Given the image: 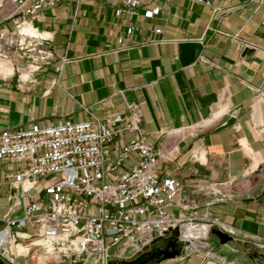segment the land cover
Instances as JSON below:
<instances>
[{
	"label": "crops",
	"instance_id": "obj_1",
	"mask_svg": "<svg viewBox=\"0 0 264 264\" xmlns=\"http://www.w3.org/2000/svg\"><path fill=\"white\" fill-rule=\"evenodd\" d=\"M208 1L168 0L153 18L141 8L117 15L122 0H64L41 9L32 25L49 35L53 57L23 80L26 61L12 57L0 75V133L104 122L126 115V103L139 104L147 142L164 151L159 176L183 184L172 213L209 214L231 228L224 245L211 233L208 250L224 264H248L244 245L264 243V2ZM13 10L9 0L0 7L1 34L13 30ZM23 168L22 161L0 159V231L21 213L13 176ZM202 186L229 197L206 205L212 196L196 191ZM112 263L222 264L203 250L185 255L169 238Z\"/></svg>",
	"mask_w": 264,
	"mask_h": 264
},
{
	"label": "built area",
	"instance_id": "obj_2",
	"mask_svg": "<svg viewBox=\"0 0 264 264\" xmlns=\"http://www.w3.org/2000/svg\"><path fill=\"white\" fill-rule=\"evenodd\" d=\"M10 1L15 30L0 35V61L6 66L4 60L13 56L24 59L25 72L19 73L23 80L53 57L49 35L38 31L32 21L41 9H53L64 0ZM167 1L122 0L116 14L134 15L141 8L144 17L153 18ZM193 1L209 4L208 0ZM154 33L158 35L160 30ZM125 108L126 115L104 122L61 121L0 133V159L24 162V168L13 176L15 203L21 213L7 219L0 231L5 236L0 241V257L14 264L35 247L39 257L54 255L53 264H111L134 258L162 239H172L190 255L206 247L202 241L214 228L234 235L231 228L207 216L172 213L183 184L159 176L164 151L147 142L140 105L126 103ZM125 134L131 136L119 144ZM132 157L135 162L128 166ZM31 190L44 193L45 198H37ZM196 191L212 196L206 205L229 197L214 186L197 187ZM204 228L205 237L196 234Z\"/></svg>",
	"mask_w": 264,
	"mask_h": 264
},
{
	"label": "rangeland",
	"instance_id": "obj_3",
	"mask_svg": "<svg viewBox=\"0 0 264 264\" xmlns=\"http://www.w3.org/2000/svg\"><path fill=\"white\" fill-rule=\"evenodd\" d=\"M6 1H8V0H0V7H2V5ZM14 30L15 29H14V26H13V30L12 31H14ZM12 31H10V32H12ZM4 34H6V33H4ZM0 35H1V33H0ZM2 62L0 61V67H2L3 69H7V70H10L11 69V66H12V64H11L12 63V58L8 59V61L7 60L6 61L4 60V62L6 63V66L3 65V64H1ZM3 73H5V72L2 71L1 68H0V75H5ZM206 216L208 218H211L212 220H216V221L219 222V220L210 217L209 214H206ZM203 222H205V221H203ZM210 236H211V232L209 231V233L207 235V238L204 241H202V243H206V247H204L202 250H203V252H205V254L208 257H210L211 254H212L213 256H216L221 261L222 264H224V260H223L222 257H219V256L215 255L212 251L208 250L209 249V244H210V242H209V237ZM212 240H216V239L212 237ZM164 241L165 240H163L161 242L164 243ZM24 244H26V243H24ZM244 255H245V261H247L245 263H248V264H264V243H262V242H259L258 243L257 242V244H255V245L245 244L244 245ZM9 256H10V254H9ZM40 256L41 257H39L38 252H35V247H32L31 250L29 251V253L27 255H25L22 258L16 259L15 262H14V264H53V261L55 260L54 255H51V256L50 255H46L45 256V255H42L41 254ZM0 263L1 264H10V263H8L2 257H0ZM111 264H114V263H111Z\"/></svg>",
	"mask_w": 264,
	"mask_h": 264
},
{
	"label": "water",
	"instance_id": "obj_4",
	"mask_svg": "<svg viewBox=\"0 0 264 264\" xmlns=\"http://www.w3.org/2000/svg\"><path fill=\"white\" fill-rule=\"evenodd\" d=\"M211 233L216 236L220 245H224L232 240V237L220 232L217 228L212 229ZM175 255H177V251L166 253L165 257L171 258L174 257Z\"/></svg>",
	"mask_w": 264,
	"mask_h": 264
},
{
	"label": "bare ground",
	"instance_id": "obj_5",
	"mask_svg": "<svg viewBox=\"0 0 264 264\" xmlns=\"http://www.w3.org/2000/svg\"><path fill=\"white\" fill-rule=\"evenodd\" d=\"M2 66H3V65H2ZM187 233H188V234H191L192 231H191L190 229H188ZM196 234H199L200 236L205 237V234H206V230H205V228H204V230H202V231H200V232H198V233H196ZM4 240H5V236H4V234H3V235H0V241H4ZM26 249H27V248H26ZM26 249H25V250H26Z\"/></svg>",
	"mask_w": 264,
	"mask_h": 264
},
{
	"label": "trees",
	"instance_id": "obj_6",
	"mask_svg": "<svg viewBox=\"0 0 264 264\" xmlns=\"http://www.w3.org/2000/svg\"><path fill=\"white\" fill-rule=\"evenodd\" d=\"M1 264V263H0Z\"/></svg>",
	"mask_w": 264,
	"mask_h": 264
}]
</instances>
